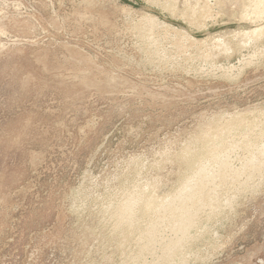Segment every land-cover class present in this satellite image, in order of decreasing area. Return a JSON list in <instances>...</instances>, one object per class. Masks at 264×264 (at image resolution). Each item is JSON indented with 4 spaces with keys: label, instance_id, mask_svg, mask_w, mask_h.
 <instances>
[{
    "label": "rangeland",
    "instance_id": "obj_1",
    "mask_svg": "<svg viewBox=\"0 0 264 264\" xmlns=\"http://www.w3.org/2000/svg\"><path fill=\"white\" fill-rule=\"evenodd\" d=\"M248 6L0 0V264H159L176 234L162 225L144 256L142 236L217 170L208 146L233 178L174 264H264V172H245L248 142L264 149V21L254 33ZM130 198L151 209L119 228Z\"/></svg>",
    "mask_w": 264,
    "mask_h": 264
},
{
    "label": "bare ground",
    "instance_id": "obj_2",
    "mask_svg": "<svg viewBox=\"0 0 264 264\" xmlns=\"http://www.w3.org/2000/svg\"><path fill=\"white\" fill-rule=\"evenodd\" d=\"M261 3L263 5H261ZM247 13H248L249 20L250 19L256 20L257 25H256V29L254 30V33L257 34V32L262 29L261 26L263 25L262 23L264 21V0H249V6L247 8ZM222 134H223V132H222ZM242 145H244V144H242ZM257 145H259V144H257ZM225 147H226V145H225ZM228 147H230V146H228ZM260 147H261V145H260ZM232 148H233V146H232ZM247 148L251 151V156H250V158H248V160L246 162L245 172L249 173V177L251 179V178H254L253 176H255L256 174L264 172V149L263 148H262V150L257 149L255 146H253L252 143H250V141L247 144ZM222 149H224V148H222ZM202 151H203V149H202ZM207 151H209L211 156L213 157V161H214V163H216V168L218 165L217 170L212 171L206 166L202 165V167H199V165H198L199 168L194 173L195 175L193 177L190 175L191 178L190 179L188 178L189 180L187 179L188 180L187 182L184 181L186 183V185L181 187L182 189L180 191V194L179 195L177 194L178 196L176 198L175 197L172 198V200H170L168 203L165 201L167 203L166 205H164L162 207L159 206V209L161 208V210L155 209L156 211H159V213L157 212L158 213L157 218L155 220H153L152 225L150 224L151 225L150 229L146 230V232L142 236V242H140L141 246H140V251H139L141 256L142 255L144 256L145 253L150 252L152 250H157V249H154L156 244L161 243L159 240L160 238L157 237L158 230L162 225H165L168 227V229L171 228L173 230L172 232L176 235H175V238H173L171 240L169 239L168 242H165L164 244H162V246H161L162 255L160 254L161 258H160L159 264H174V262L180 261L181 260L180 255L182 252H184V250L187 247V240L189 238H191L192 234L199 227V222H200L199 221V215L201 213H203L204 210H207V211L209 210V212L210 211L214 212L218 209V207H220L219 206L220 202L218 203V198L215 196L217 193V192H215L216 187H217L216 183H220L222 185L228 183V181L230 180V177H232V174H231V176H229L231 164H229V162H230L229 159L227 160L224 157L225 153L220 150V147L215 146L214 148H212V147L209 148V146H208ZM234 151L235 150H233V152ZM209 152H208V155H210ZM238 153H239V151H238ZM234 154L232 153V155H234ZM258 154H259V156H258ZM200 159H201V157H200ZM210 159H211V157H210ZM231 161H233V160H231ZM206 165L208 166V163ZM212 165L214 166V164H212ZM218 186H220V185L218 184ZM138 198L128 199L121 206H119V208L116 210L114 217H116L115 220H117V224H118L119 228L128 227L129 225L133 224L134 212H135L136 208L139 207L140 209L142 208L144 210L151 209V205H149V202L148 203H142L141 201L138 200ZM151 204H153V203H151ZM153 206H155V205H153ZM219 209H221V208H219ZM150 212H152V211L150 210ZM150 212L147 211V213H150ZM211 216H213V215H211ZM161 233L162 232H160V235H161ZM140 234L142 235L143 233H140ZM127 235L129 236L130 233H128ZM158 240H159V242H158ZM140 257H138V258L140 259Z\"/></svg>",
    "mask_w": 264,
    "mask_h": 264
}]
</instances>
